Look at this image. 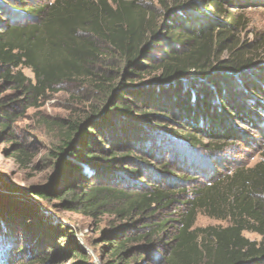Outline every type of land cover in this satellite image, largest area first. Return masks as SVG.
<instances>
[{"label": "trees", "instance_id": "trees-1", "mask_svg": "<svg viewBox=\"0 0 264 264\" xmlns=\"http://www.w3.org/2000/svg\"><path fill=\"white\" fill-rule=\"evenodd\" d=\"M157 1L163 12L143 0H52L39 6L0 0V13H6L0 20L3 78L31 98L79 79L95 81L108 95L106 110L94 109L95 121L87 116L85 124L67 123L53 154L63 167L59 180L30 190L42 201L56 195L64 209L93 215L104 209L125 221L105 233L115 259L108 264H264V160L198 183L181 200L180 191L190 188L176 190L168 181H190V175L176 173V154L160 146L171 139L222 149L248 135L240 124L251 128L264 121V64L257 62L258 46L240 45L244 20L233 12L251 0ZM15 16L22 19L13 24ZM108 55L123 66L113 87H105L108 73L97 71ZM21 66L33 70L34 83L20 70L13 74ZM146 75L151 79L141 82ZM7 102H0L3 130L15 119ZM23 154L16 149L17 159ZM200 212L230 225L196 227ZM54 230L59 240L66 237V225ZM75 248L66 254L87 257Z\"/></svg>", "mask_w": 264, "mask_h": 264}, {"label": "rangeland", "instance_id": "rangeland-1", "mask_svg": "<svg viewBox=\"0 0 264 264\" xmlns=\"http://www.w3.org/2000/svg\"><path fill=\"white\" fill-rule=\"evenodd\" d=\"M51 1L26 0L31 6ZM143 2L147 7H155L163 12L157 0ZM13 3L20 5L18 1ZM244 6L233 10L244 20L238 31L240 45L248 46L253 43L258 46L257 62L264 64V0H251ZM15 11L20 14L18 16L26 17L18 10ZM5 15L0 13V20L6 19ZM21 17H12L10 21L15 24ZM222 57L228 58L229 54L225 52ZM122 69L121 60L115 55H108V59L104 57L103 62L98 65L97 71L108 73L112 80L109 78L105 87H113L122 78ZM17 70L35 82V73L31 68H13V74ZM150 79L151 76L146 75L141 82ZM95 85L96 82L90 79H79L62 84L58 91L48 90L39 97L31 98L32 94H24L22 88L3 78L0 69V102L8 101L5 108L9 112L15 111L10 129L0 128V264H108L109 260H115L107 252L105 233L125 221L113 213H103L104 209L96 215L92 212L64 209L56 201V195L50 202L42 201L30 190L35 186L56 183L63 175V167H57L53 154L66 137L67 123L77 120L85 124L87 116L95 121L98 117L94 115V109L104 110L108 106L106 91L101 92ZM117 93L122 97L127 96L123 91ZM122 97L116 100H121ZM10 98L14 101L9 102ZM260 115L264 119V113ZM255 126L250 128L246 124H240L241 129L248 131L247 137L217 150L174 144L171 139L164 144L161 142L160 146L168 149L174 156L176 154L175 163L179 169L175 172L190 175V181L180 178L178 181L174 177L168 181L176 183L170 186L176 190L179 187L190 188L188 191L181 190L182 193L180 191L181 200L187 194L190 195L193 186L198 183L223 178L237 167L251 168L264 160V121L256 122ZM17 148L24 151L19 159L15 156ZM90 178L97 179L96 175ZM58 223L67 226L63 240L53 236ZM229 225V220L200 212L195 226L207 228ZM244 234L251 240H261L258 233L245 231ZM76 246L86 258L66 254L69 248L74 251ZM129 264L139 262L131 261Z\"/></svg>", "mask_w": 264, "mask_h": 264}]
</instances>
